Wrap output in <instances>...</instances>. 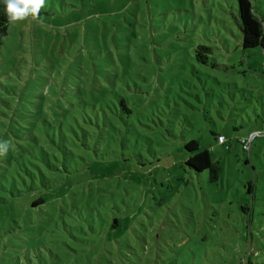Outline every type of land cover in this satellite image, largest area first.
Wrapping results in <instances>:
<instances>
[{
  "label": "rangeland",
  "instance_id": "rangeland-1",
  "mask_svg": "<svg viewBox=\"0 0 264 264\" xmlns=\"http://www.w3.org/2000/svg\"><path fill=\"white\" fill-rule=\"evenodd\" d=\"M0 264H264V50L235 0H46L8 26Z\"/></svg>",
  "mask_w": 264,
  "mask_h": 264
},
{
  "label": "trees",
  "instance_id": "trees-1",
  "mask_svg": "<svg viewBox=\"0 0 264 264\" xmlns=\"http://www.w3.org/2000/svg\"><path fill=\"white\" fill-rule=\"evenodd\" d=\"M237 4V14L239 29L241 32V48L244 51L261 48L264 50V34L262 22L256 17L250 0H235ZM13 21L7 18L4 12L3 5H0V47L2 46L3 39L7 36L8 26ZM210 50L205 47H197L195 50V59L198 63L206 64L207 56ZM217 136L216 141L218 140ZM243 140V139H242ZM247 140V138L245 139ZM184 149L188 153H195L190 156L185 165L194 170L196 173L204 171L209 172V181L215 183L220 178V167L218 163H213L208 151H199V144L191 140L184 145ZM247 153V152H246ZM249 153V152H248Z\"/></svg>",
  "mask_w": 264,
  "mask_h": 264
},
{
  "label": "clouds",
  "instance_id": "clouds-1",
  "mask_svg": "<svg viewBox=\"0 0 264 264\" xmlns=\"http://www.w3.org/2000/svg\"><path fill=\"white\" fill-rule=\"evenodd\" d=\"M46 0H0L10 21L17 22L29 16H37Z\"/></svg>",
  "mask_w": 264,
  "mask_h": 264
},
{
  "label": "built area",
  "instance_id": "built-area-1",
  "mask_svg": "<svg viewBox=\"0 0 264 264\" xmlns=\"http://www.w3.org/2000/svg\"><path fill=\"white\" fill-rule=\"evenodd\" d=\"M260 134L257 132L252 133L247 140H240V144L242 146V150L244 152H249L250 146L255 138H257ZM217 143L219 145H224L226 143V139L223 136L218 137Z\"/></svg>",
  "mask_w": 264,
  "mask_h": 264
}]
</instances>
